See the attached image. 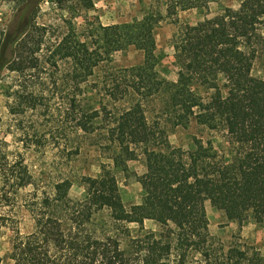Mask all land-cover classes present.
Masks as SVG:
<instances>
[{
  "label": "trees",
  "instance_id": "trees-1",
  "mask_svg": "<svg viewBox=\"0 0 264 264\" xmlns=\"http://www.w3.org/2000/svg\"><path fill=\"white\" fill-rule=\"evenodd\" d=\"M42 1L25 0L23 9L29 8L31 16ZM163 1L166 18L175 25L176 83L161 80L155 71L153 33L161 21L155 13L132 24L99 27L94 42L80 41L72 32L51 51L46 49L51 52L46 63L66 91L72 134L105 148L112 167L101 164L98 177L82 178L85 197L74 200L69 178L41 186L23 155L9 157L8 144L0 139V233L10 234L11 264L264 263L256 249L239 239L227 249L215 247L204 209L210 201L232 223L246 213L255 218L264 214V78L252 75L264 48V0H243L238 9H225L215 20L196 26L179 25L178 12L206 8L217 0ZM80 2L85 9L92 7L91 0ZM26 45L22 50L35 55L42 41L36 40L32 50ZM130 47L142 54V64L113 67L112 56ZM6 50L12 51V44ZM26 60L30 70L39 71L36 58ZM22 70L12 68L20 75ZM160 97L159 113L149 119L147 105ZM12 100L13 117L44 107L41 93L23 99L15 92ZM191 121L221 132L226 149L217 152L200 139L189 150L173 147L170 129L187 128ZM14 128L24 151L47 144L44 136L29 135L21 121ZM80 146L66 156L79 155ZM140 158L145 173L135 179L141 203L126 208L115 172L127 173L128 163ZM20 215L28 218L26 234ZM102 216L107 221L96 229ZM146 221L158 231H146ZM131 224L138 226L135 236Z\"/></svg>",
  "mask_w": 264,
  "mask_h": 264
},
{
  "label": "rangeland",
  "instance_id": "rangeland-1",
  "mask_svg": "<svg viewBox=\"0 0 264 264\" xmlns=\"http://www.w3.org/2000/svg\"><path fill=\"white\" fill-rule=\"evenodd\" d=\"M25 0H0V139L8 144V155L13 157L16 153L23 155L34 177L40 179L41 186L47 187L60 177L69 178L72 187L69 195L74 200H83L85 186L82 178L98 177L100 165H110L112 162L103 147L95 145L76 137L71 132L69 117L66 115V91L62 88L60 77L53 74V68L48 64L47 57L67 34L74 33L80 41H91L97 35L99 27L112 25L132 24L143 17L155 13L161 21L154 28L156 43V67L158 77L170 83L178 80L177 69L173 64V49L171 37L175 30L172 20L166 18V6L163 0H91L92 7L85 9L80 0H43L39 3L33 15H29V8L23 9ZM60 1H63L60 2ZM243 0H217L206 8L179 11L176 19L179 25L196 26L205 21H213L223 14L225 9H238ZM25 36H20L24 29ZM42 41L41 51L35 55L25 53L22 49L24 43L30 50L34 49L36 40ZM92 39V42L94 40ZM12 44L13 50L6 48ZM38 61L39 71L30 70V63L26 59ZM112 66L116 69L140 66L143 56L140 52L130 47L127 50L112 56ZM62 63L59 62L61 68ZM23 68V74L12 71V68ZM38 72H41L38 74ZM36 75V77H34ZM38 75V76H37ZM252 75L264 78V48H260L253 65ZM38 77V78H37ZM18 92L26 97L30 93L43 94V105L39 112H28L24 116L13 117L9 114L12 106V95ZM202 97L207 96V91L198 89ZM163 98V97H162ZM162 98H155L148 103L146 116L153 119L159 113ZM24 101V100H23ZM22 102V101H20ZM21 121L29 135L35 134L45 137L47 144L41 150L32 148L29 151L21 149V144L16 141L19 134L14 125ZM34 135V136H35ZM194 139H200L204 144L210 143L212 147L221 152L226 149V139L221 132H210L191 121L187 128L170 129L169 142L173 147L189 150ZM79 143V144H77ZM81 145L79 155L70 160L65 153L73 151ZM70 160V161H69ZM128 172L116 171L119 195L123 205L129 208L139 205L142 199V190L136 182V176L145 173L143 160L140 158L128 163ZM32 190L29 187L25 192ZM208 220V230L214 239L215 247L222 246L227 249L236 240L253 247L264 258V214L255 218L251 213L242 215L238 222H228L221 211H218L210 202L204 203ZM20 229L22 234L30 231L26 215L22 216ZM107 221L105 216L96 219V229H100ZM146 231H158L157 225L151 221L144 222ZM131 235L135 236L138 226H128ZM10 234L0 233V260L1 264H11L7 255L11 251ZM122 247L125 241L121 240ZM264 264V263H263Z\"/></svg>",
  "mask_w": 264,
  "mask_h": 264
}]
</instances>
